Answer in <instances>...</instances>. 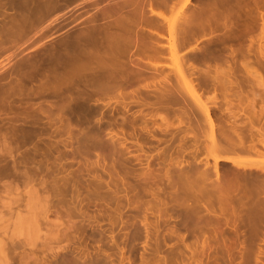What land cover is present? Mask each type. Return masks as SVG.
Wrapping results in <instances>:
<instances>
[{"label": "rangeland", "instance_id": "obj_1", "mask_svg": "<svg viewBox=\"0 0 264 264\" xmlns=\"http://www.w3.org/2000/svg\"><path fill=\"white\" fill-rule=\"evenodd\" d=\"M26 2L21 12L13 13L11 0H0V168H7L6 176L0 175V243H5L0 247L6 255L5 264H24L21 261L24 256L30 264L43 259L48 262L57 238L58 241L62 238L67 249L88 255L89 259L93 255L91 260L97 255L96 260L106 264H264V223L262 226L258 223L257 228L250 226L255 232L242 218L236 227L232 221L225 220L218 225L214 221L219 210L214 207V212L209 211L207 203L200 197L196 200L194 192V195L188 192L186 165L172 164L166 176L162 173L155 178L150 176V114L147 113L150 90L155 91L158 78L150 76L134 82L124 90V98L119 90L101 92L78 82L56 86L51 59L53 41L56 32L60 34L62 27L64 33V26L65 30L68 27L65 24L72 20L62 21V26L53 20H60V16L63 19L64 14L51 16L46 9L48 14L42 11L39 14L34 3ZM182 5L179 1L175 11L174 8L173 12L166 11L165 17L179 18ZM79 6L70 4L64 13L72 10L69 7H78L76 11L79 10L77 13L82 18L78 21H82L85 13L82 10L86 7ZM257 27L253 35L257 34ZM219 31L221 38L223 33ZM250 35L243 41L245 50L250 51L241 61L264 76V58H256L258 41L251 42ZM206 37L199 38L203 42ZM47 57V65H42V59ZM165 61V72L169 74L174 68L172 59ZM240 78L238 85L244 96L241 101L247 103L252 98V103L249 102L257 109L264 86L252 78ZM209 84L204 85L206 89L196 87V92L210 110L216 111L226 101L219 96L218 86L216 90L214 84ZM226 92L228 98L231 94L235 97L233 91ZM187 95L189 98L183 97L182 104L172 108L171 122L189 121V105L193 100ZM179 107L185 112L181 113ZM194 107L203 121L202 112ZM219 113L217 110L214 118L225 116ZM142 115L144 122L138 119ZM203 122L198 123L196 132L205 143L208 125ZM23 128L32 130L27 141L22 139ZM134 141H138L141 150ZM199 157V167H205V162L212 165L213 159L206 152L202 151ZM239 158L249 164L256 161L252 156L239 155ZM219 162L223 164L219 165L221 170L228 167ZM97 181L103 189L94 187ZM28 190L38 193L47 204L46 215L43 214L46 218L38 222V238L29 236L28 224L23 223ZM128 224L130 228L126 230Z\"/></svg>", "mask_w": 264, "mask_h": 264}, {"label": "bare ground", "instance_id": "obj_2", "mask_svg": "<svg viewBox=\"0 0 264 264\" xmlns=\"http://www.w3.org/2000/svg\"><path fill=\"white\" fill-rule=\"evenodd\" d=\"M24 1L25 4H28L27 0H11L10 8L13 13L23 10ZM30 1L32 5L35 4L36 12L38 11L39 14H41L40 11L42 14L45 12L48 14L46 10H50L51 16L64 14L63 19L60 16V20H53L62 26H64L63 23L72 20L67 22L69 25L65 24L68 27L66 31L64 26V33L61 31L62 27H58L60 34L56 32L55 35L59 38L54 35L56 38L53 41L51 59L54 62L53 79L58 83L56 86L59 87L65 83L77 84L78 82L83 87L90 86L98 91L101 90V92L119 90L121 98H124L126 93L124 90L134 82L150 76L158 78L155 87H160L159 90L156 88L155 91L150 90L152 92L150 93V112L147 113L150 114L151 177L155 178L159 173L166 176L172 164L186 165L189 167L185 174L187 180L185 186L187 185L189 189L187 191L194 192L196 200L200 197L204 204L207 203L209 211L214 212V207L219 210L214 221L218 225L221 220H225L227 223L232 221L236 227L241 218L244 223L249 224V227L254 225L257 228L264 223V87L262 97L259 95L261 104L256 109L255 104H251L252 98L250 100L248 97L246 98L251 103L241 101L244 96L238 85L241 81L240 77H242L243 80L252 78L264 86V76L252 70L253 68L248 66L244 60L241 61L247 57L250 51L248 48L245 50L243 43L249 34H251V42L258 41L259 55L255 57L264 58L262 54L264 0ZM179 1L183 4L181 15H178L179 18L174 20L165 17L166 11L173 12V8L175 11L174 6L178 5ZM70 4L74 7L79 4L80 8L86 7L81 8L82 12L85 11L82 21H78L81 18L77 13L79 10L76 11L78 7L74 8L75 10L73 7H69V10L72 9L71 18H69L71 11L67 14L64 13ZM82 4L84 5L82 6ZM65 15L69 19H65ZM256 22H259L258 27L255 26ZM70 23H72V27ZM60 24L56 25L61 26ZM69 27L70 29H68ZM254 27H257L258 30L255 35H253ZM218 30L223 33L220 35L221 38L217 33ZM205 35L207 36L206 41L202 42L201 39ZM162 38L163 40L165 38V43ZM228 42L229 45L225 46V43L228 44ZM227 46H230L228 52ZM224 49H227L226 52ZM169 57L172 59L174 67L170 69L171 75L170 72L166 74L164 68L165 59ZM48 61L49 57L43 58L42 65H47ZM224 63L229 64V67ZM200 65L202 66L200 67ZM222 65H225L226 67H223L226 69H223ZM238 74L242 76L239 77ZM209 83L214 84L215 87L211 85L216 90V86H218L220 93H217L220 94L222 100L226 101V103L222 101L223 108L217 104L219 106L217 110L221 114H225L223 117L217 115V119L214 118L217 110H210L211 107L209 108V105L202 102V98L197 94L198 91L196 92V87L206 89L205 86H210ZM226 91L234 92L233 95L237 98V102L231 93L228 98L229 93L227 94ZM186 94H189L194 105L200 109V113L202 112L201 114L204 116L202 120L208 125L206 127L208 129L207 136L204 135L207 138L205 143L202 141L203 137L200 139V135L196 132L199 128L198 123L203 121H200L197 116L198 111L194 105L192 106L193 101L189 105L191 114L187 123L170 121V115H174L172 108L176 104H182V101L188 97ZM183 97L185 98L183 99ZM178 109L181 113L185 112L183 107ZM138 112L142 113L141 110ZM144 116L142 115L138 119L144 122ZM21 133L22 139L27 141L32 135V130L23 128ZM133 143L141 150L138 141ZM202 151L212 157V165L209 166L205 162V167L198 166L199 155ZM8 153H10L9 149ZM239 155L252 156L256 161L254 164H249L246 160L239 158ZM103 156L105 157V155ZM178 157L181 159L178 160ZM219 161L227 164L228 167L221 170L223 164H219ZM201 162L203 161L201 160ZM10 167H14L13 163H10ZM6 170V167L0 168V175L6 176ZM100 184L98 182L94 187L103 189L104 187L102 188ZM31 188L34 189V187ZM37 194L33 190H28L27 201L25 200V206L28 207L24 208L27 209L25 222H23L24 218H21L23 223L28 224L27 232L32 238L33 235H37L38 238L39 234L37 233L40 231H38V228L40 229L38 222L40 224V219L45 217V210H47L46 201ZM154 202L152 203L154 204ZM158 203L157 200L156 204ZM258 223L259 225H257ZM23 227L22 225V230L25 229ZM254 227H250L253 232H255ZM127 228H130L129 224L126 230ZM12 234L11 237H13ZM61 239L58 241L57 238V245L55 244L52 253L50 250L51 256L49 255L48 262L43 259L42 262L32 264H106V261L99 263L98 258L96 260L97 255H94L95 258L91 260L93 255L89 259L88 255L67 249ZM9 240L11 241L12 238ZM0 244L5 243L3 241ZM6 260L4 250L0 247V264H5ZM21 261L24 264L31 263L27 256H24Z\"/></svg>", "mask_w": 264, "mask_h": 264}]
</instances>
